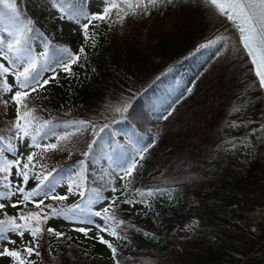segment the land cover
Returning <instances> with one entry per match:
<instances>
[{
	"label": "trees",
	"instance_id": "16d2710c",
	"mask_svg": "<svg viewBox=\"0 0 264 264\" xmlns=\"http://www.w3.org/2000/svg\"><path fill=\"white\" fill-rule=\"evenodd\" d=\"M87 1L83 8L89 13ZM15 3L22 18L33 21L34 52L39 53L36 40L42 44L47 41L53 53L59 48L74 52L77 39L53 26L60 10L52 6V0ZM64 7L72 10L79 4L65 0ZM221 17L207 0H165L149 8L147 14L125 17V26L133 31L130 40L119 39L107 30V23H100L94 29L95 48L84 51L81 62L71 65L74 81L62 85L57 80L27 98L28 107L38 118L34 126L47 121L43 131L50 130L49 136L73 133L71 125L76 121H90L97 131L110 125L99 134L97 155L84 168L77 162L93 139L90 128L59 141L60 151L69 152L64 162L53 163L47 153L39 152L29 165L25 190L36 186L33 173L46 175L56 168L57 184L67 182L73 192L66 200L49 199L45 204L71 209L81 202L80 190L86 197L96 191L102 197H118L116 221L109 220L108 226L127 237L113 244L120 264H264V94L237 39L224 35V29L231 25L227 21L219 24ZM13 23L0 16V36L7 34L2 29L12 28ZM213 25L217 27L211 31ZM143 31L146 42L138 38ZM218 35L225 40L200 47ZM52 67L57 68L55 63ZM187 69L193 73L186 80L182 73ZM226 76L229 84L223 92L220 81ZM189 88L191 92L186 91ZM177 97L181 99L172 115L160 119L163 109ZM125 104L129 105L126 112L116 111ZM15 117L14 107L0 105V138L5 144L12 137L7 129ZM153 139L154 146L133 172L124 196L125 181L118 175L107 187L95 181L111 171L108 156L116 144L127 151ZM5 157L4 151L0 152V164ZM87 172L91 177L78 190L76 185ZM5 175L0 172V177ZM112 187L118 191L113 193ZM136 189L161 191L145 195L146 204L120 202L125 198L141 200ZM0 191L5 189L0 186ZM104 203L91 207L97 210ZM24 211L26 215L39 210L28 202ZM45 212L51 214L50 209ZM16 214L17 210H1L0 220ZM51 220L40 225L45 229L38 249L44 264H115L111 249L102 257L108 246L89 234L60 230L65 235L57 239L47 233ZM121 220L135 228L119 225ZM193 221L196 224L190 230L185 228ZM16 222L26 221L17 218ZM27 223L34 224V220L29 218Z\"/></svg>",
	"mask_w": 264,
	"mask_h": 264
},
{
	"label": "snow or ice",
	"instance_id": "6c2138e0",
	"mask_svg": "<svg viewBox=\"0 0 264 264\" xmlns=\"http://www.w3.org/2000/svg\"><path fill=\"white\" fill-rule=\"evenodd\" d=\"M164 2L165 0H102L104 6L101 11L94 13L84 11L85 0H77L79 7L72 10L64 7L65 0H52V6L59 7L60 15L58 18L62 22H73L78 25L83 31L85 43L92 39L94 46L96 34L93 31L91 37L89 35L90 26L95 27L93 25L94 21L107 22L111 27L116 23L122 24L128 15L147 14L149 8L157 7ZM207 3L220 15L224 16L226 21L238 33L240 50L244 52L246 59L250 58L249 63L253 68L255 77L258 79V86L264 88V0H207ZM0 16L9 17L14 22L12 28L2 29L8 35L0 36V105L7 107L9 104H14L16 107L15 120L7 129L12 133L11 139L5 144L3 139L0 138V152L14 153L12 159L5 157L3 163L0 164V172L7 174L0 177V181H4L0 186L5 189V191H0V201H5L0 202V209L11 206L17 210L15 216L0 220V258H4L5 261L11 258L12 264H36V261L29 259V257L33 254L36 257L40 256L38 250L40 246L39 239L45 232V229L40 225L46 224L52 218L72 219L75 217L74 222L91 224L98 229L91 238L98 239L101 243L107 245L111 249L115 264H120L119 260H116L117 249L112 242L100 234L101 232H107L116 239L127 238L114 228L110 229L108 227L109 220L116 221L114 206H117L119 198L116 196L111 198L102 197L99 191L94 192L91 197H86V192L80 189L91 177V172L84 174L81 183L76 185L77 189L80 190L81 202L71 209H57L51 204H45V200L49 198L52 201L66 200L68 195L73 192L72 185L67 187V191L63 195L56 191L59 185L54 174H57L59 169L53 168L46 175L33 173L32 179L36 180V186L30 190H25L30 179L29 165L34 161V158L38 157V153L28 151L29 149L35 147L40 149L41 153L50 149L55 150L58 147V142L66 138L67 135L79 134L82 130L90 128L93 139L87 144V151L82 153L83 159L77 162L84 168L97 155L96 146L99 143V134L110 127V125L105 124L97 131L95 125L90 121H76L72 122L71 125L74 132L66 133L65 137H57V143L41 144L39 142L49 138L50 130L43 131L48 122L45 121L42 126H34V121L38 118L34 115V109L28 107L27 98L31 93L43 90L56 78L55 75L49 77L43 75V73L49 71L55 73L56 69L52 67L53 63L56 64L57 68L71 75V65L81 59L80 54L84 53L85 49L82 46L77 53H74L68 48H59L53 53L52 47L45 41L42 46L43 50L36 53L33 51L31 43V34L35 32L33 21L27 17L22 18V13L17 11L15 0H0ZM224 40L223 35H218L200 47H211ZM219 54V49H217V55ZM9 77L12 78L11 83ZM186 91L191 92V89L189 88ZM6 93H11L9 98H2V94ZM180 99L181 97H177L172 103L168 104L159 118L167 120L175 110L174 105L179 103ZM128 107L129 105L125 104L123 108H116V111L126 112ZM34 127L35 131H33ZM51 134L54 135V133ZM12 140L19 141V144H13ZM136 143L138 144L139 141ZM154 143L155 139L151 143L142 144L139 147L130 146L127 151L121 150V146L116 144L113 148V154L108 156L113 165L111 171L106 176L94 178L95 181L107 187L110 185L112 177L118 175L120 180L125 181L122 186L124 191L121 192V195L124 196L128 192V185L132 183L133 172L139 166L140 161L143 160L145 153L154 146ZM235 146L233 144V147ZM25 152H27L26 155ZM39 159H43V156L40 155ZM22 160L26 162L22 164ZM13 167L16 169L14 173L11 171ZM88 191L92 190L88 189ZM111 191L115 193L118 190L112 187ZM135 191L142 198L141 200L135 201L125 198L120 202L133 206L137 202L146 204L147 201L143 199L145 195L151 196L161 190L148 189L142 191L136 189ZM17 193L20 195L17 196ZM13 197L16 198L13 199ZM35 197L43 198L37 200L34 199ZM7 201H11V204H7ZM99 201H106V203L99 210H93L91 206ZM28 202L34 204L39 211H29L25 215L24 209L27 207ZM81 204H83V207H81ZM21 205L24 207H20ZM41 205L44 207L41 208ZM45 209H50L51 214L45 212ZM93 217L100 218L104 223H95ZM17 218L26 222L17 223ZM29 218L34 220V224L27 223ZM118 223L122 226L135 228V225H125L122 220ZM195 224L196 221H193L192 225H185V228L190 230ZM74 230L83 233L86 237L93 231L92 228L86 227H79ZM46 231L53 234L57 239L65 235L52 227H47ZM9 233L14 234L18 239H12ZM26 234L30 239L25 240ZM145 235L149 234L145 233ZM68 239L71 238L68 237ZM8 245L13 247L10 248ZM51 254L50 246L49 255Z\"/></svg>",
	"mask_w": 264,
	"mask_h": 264
},
{
	"label": "rangeland",
	"instance_id": "374dc122",
	"mask_svg": "<svg viewBox=\"0 0 264 264\" xmlns=\"http://www.w3.org/2000/svg\"><path fill=\"white\" fill-rule=\"evenodd\" d=\"M103 6L104 5L102 4V0H88L87 1V10H89V13H94V12L101 11ZM124 20H123L122 24L121 23H116V24H114L111 27H109V24L107 22H105V23H107V30L111 31L112 33L117 35L119 39H121V40L129 39L130 40L132 38V35L130 33L132 30H129V27L125 26ZM224 22H226V18L223 16V17H221L219 24H223ZM100 23H104V22L94 21L93 25H95V27L90 26V28H89L90 37H91V34L94 31V29H96ZM53 26L59 33H62L65 36L75 37L77 39L78 42H77V44L74 45V53H77L82 46L84 47L85 51H87V50L95 48V46L97 44L96 35L94 37V41H95L94 46H93V43H92V39H89V41L87 43H85V37H84L83 31L80 29V27L78 25H76L73 22H62L60 19H58V20L55 21ZM216 27H217V25H213L211 31L216 29ZM144 31L141 34H139L138 38L140 40H142L143 42H146V40H145V34L146 33ZM224 32H226L224 35L230 34V35L233 36V39L236 38L237 41L239 42L238 33L235 31L234 28H232L231 26H227L224 29L223 33ZM7 35L8 34H4L3 36H7ZM239 44H240V42H239ZM35 45H37L38 52L43 50L42 46L44 44H42L41 42L36 40L35 41ZM80 55H81V58H82V57L85 56V53H82ZM80 60L78 62H81ZM71 67H73V66H71ZM71 71H72V68H71ZM192 73L193 72L191 70H188V69L183 71V74H184V77H185L186 80L189 79L192 76ZM53 75H55L56 78L54 80H52L48 85H52L57 80L60 81V83L62 85H67L68 83H72V81H74V79H73V77L71 75H69L67 72H65V71H63L62 69H59V68L56 69L55 73H53L51 71L44 73L45 77H49V76H53ZM227 77L228 76H226V78L224 80L220 81V88H221V90L223 92H224L223 89L228 88L229 80H228ZM9 82L10 83L12 82V78L11 77H9ZM41 92H42V90H38L37 92H33V93H41ZM10 95H11V93L2 94V98L7 99V98H9ZM11 107H14L16 109L14 104H9L7 106V108H9V109ZM57 137L58 136L55 134L53 136H49V138L46 139V140H41L40 142H41V144L57 143ZM12 143L13 144H19V141L13 140ZM28 151H33V152H36L38 154H39V152H41L40 149H37L35 147H33L32 149H29ZM65 152L66 153L61 152L60 149L57 147V149H55V150H51L50 149V150H48V151H46L44 153H47V158L51 159L53 163L57 164V163L64 162L65 160H67V158L69 157V152L68 151H65ZM4 153H5V155H7V157L9 159H12L13 156H14V153H12V152L4 151ZM26 154H27V152H25V155ZM24 162H26V161L22 160L21 163L23 164ZM11 171L14 173L16 171L15 167ZM10 179H11V177H10ZM69 185L70 184L65 182L64 184L60 185L56 191L59 194L63 195L67 191V187ZM13 190H14V187H13ZM19 195L20 194L17 193V196H19ZM15 198L16 197H13V199H15ZM41 198H43V197H38L37 200L41 199ZM49 199H46L45 202H47ZM0 202H5V201H0ZM6 203L10 205L11 201H7ZM102 206H99V208H101ZM99 208H98V210H99ZM1 210H7V211H11V212H16V209L12 208L11 206L6 207L5 209H0V211ZM136 210H137V208L134 209V211H136ZM94 221H95V223H100V224L104 223V221H102L100 218H94ZM50 224H51L52 227L58 229L59 231L61 230V231H68V232L75 231L74 229L75 228H79V227L92 228L93 231L89 233L90 237H92L94 235V233L96 231H98V229H96L94 227V225L74 222L72 220L69 221V220H66L64 218H53L50 221ZM108 227L110 229H112L111 226H108ZM100 234L103 235L105 239H108L110 242H112V244H114L117 241L116 238L112 237L107 232H101ZM9 236L12 239H18L12 233H9ZM27 239H30V237H28L27 234H26L25 240H27ZM18 243H19V241H18ZM8 246L10 248L13 247L12 245H8ZM109 254H110V249L107 247V248L104 249V251L101 254V256L104 257V256L109 255ZM54 255L58 256V253H54ZM29 259L35 260L36 264H44V262L41 261L39 257L35 256V254H33L31 257H29ZM0 264H12L11 258H9L7 261H5L4 258H0ZM110 264H114V263H110Z\"/></svg>",
	"mask_w": 264,
	"mask_h": 264
},
{
	"label": "water",
	"instance_id": "95a60500",
	"mask_svg": "<svg viewBox=\"0 0 264 264\" xmlns=\"http://www.w3.org/2000/svg\"><path fill=\"white\" fill-rule=\"evenodd\" d=\"M249 60H250V58H249ZM257 78V77H256ZM261 88V87H260ZM262 89V91H263V94H264V88H261Z\"/></svg>",
	"mask_w": 264,
	"mask_h": 264
},
{
	"label": "bare ground",
	"instance_id": "6f19581e",
	"mask_svg": "<svg viewBox=\"0 0 264 264\" xmlns=\"http://www.w3.org/2000/svg\"><path fill=\"white\" fill-rule=\"evenodd\" d=\"M183 74V73H182ZM184 75V74H183ZM230 119V118H229Z\"/></svg>",
	"mask_w": 264,
	"mask_h": 264
}]
</instances>
